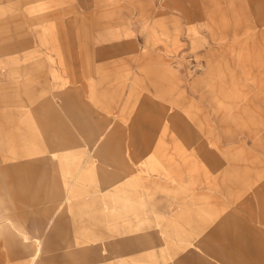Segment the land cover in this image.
I'll return each instance as SVG.
<instances>
[{"label":"rangeland","instance_id":"1","mask_svg":"<svg viewBox=\"0 0 264 264\" xmlns=\"http://www.w3.org/2000/svg\"><path fill=\"white\" fill-rule=\"evenodd\" d=\"M261 13L0 0V155L51 162L0 185V263L264 264Z\"/></svg>","mask_w":264,"mask_h":264},{"label":"crops","instance_id":"2","mask_svg":"<svg viewBox=\"0 0 264 264\" xmlns=\"http://www.w3.org/2000/svg\"><path fill=\"white\" fill-rule=\"evenodd\" d=\"M186 15L181 14V16L188 22L192 21ZM257 25H264V13L259 15ZM123 46L129 49L133 48L132 45L125 42L118 45L100 47L96 50V55L100 59L111 55H116V50ZM63 99L66 102L70 100V93L68 91L64 92ZM41 149L42 148L36 150V153H41L43 150ZM52 149H59V146L55 145L52 147ZM46 152L49 153L48 148ZM6 159L7 158L3 154L0 155V185L2 188H5L8 185V181H14L16 187L27 185L29 181L34 182V180L38 178V175L43 173L42 166H44V164H46V166H50L51 164L50 158L47 156H41L33 160L16 161L14 163H4Z\"/></svg>","mask_w":264,"mask_h":264},{"label":"built area","instance_id":"3","mask_svg":"<svg viewBox=\"0 0 264 264\" xmlns=\"http://www.w3.org/2000/svg\"><path fill=\"white\" fill-rule=\"evenodd\" d=\"M1 264V263H0Z\"/></svg>","mask_w":264,"mask_h":264}]
</instances>
